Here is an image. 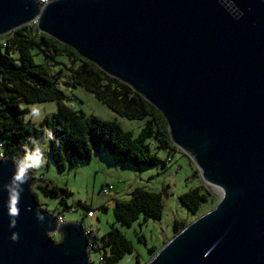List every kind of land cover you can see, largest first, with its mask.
<instances>
[{
    "label": "water",
    "instance_id": "water-1",
    "mask_svg": "<svg viewBox=\"0 0 264 264\" xmlns=\"http://www.w3.org/2000/svg\"><path fill=\"white\" fill-rule=\"evenodd\" d=\"M31 22L159 111L221 192L144 264H264V0H0V37ZM14 167L0 160V185ZM34 183L15 227L0 188V264H91L80 225L39 210Z\"/></svg>",
    "mask_w": 264,
    "mask_h": 264
},
{
    "label": "trees",
    "instance_id": "trees-1",
    "mask_svg": "<svg viewBox=\"0 0 264 264\" xmlns=\"http://www.w3.org/2000/svg\"><path fill=\"white\" fill-rule=\"evenodd\" d=\"M33 50L46 62L36 63ZM56 58H63L64 62H58ZM56 64L62 65L67 84L83 88L115 115L127 120L144 119L138 134L132 137L114 121L100 120L68 109L62 103L61 92L56 89L63 71H51ZM42 102H55L56 114L44 117L38 124L25 120L26 111L20 105ZM165 125L161 113L137 93L104 74L71 48L38 32L35 25L21 26L0 37V144L3 145L4 159L12 164L23 157L24 146L30 138L39 141L44 136L47 156L58 173L72 168L75 162L87 163L92 147H99L110 157L132 166H154L159 160L151 153L148 139L155 141L156 149L168 153L175 150L168 140ZM49 131L54 139H48ZM28 147L32 146L28 144ZM39 182L35 187L43 196L58 197V204L68 208L64 199L69 193L65 189L49 182ZM33 197L37 204L34 194ZM208 197L202 187H197L179 195L178 200L190 214L198 217L201 208L209 203ZM101 210L105 208L101 207ZM161 210L159 193L136 189L127 201L114 202L112 215L115 222L128 227L139 215L144 220H159ZM188 223L174 221L172 235ZM85 235L88 253H96L101 264H115L124 254L131 252L130 242L113 226L99 237L94 233ZM155 251L148 249V258Z\"/></svg>",
    "mask_w": 264,
    "mask_h": 264
},
{
    "label": "rangeland",
    "instance_id": "rangeland-1",
    "mask_svg": "<svg viewBox=\"0 0 264 264\" xmlns=\"http://www.w3.org/2000/svg\"><path fill=\"white\" fill-rule=\"evenodd\" d=\"M36 63H45L42 55L32 51ZM64 62L63 58H56ZM52 72L63 71L61 64L53 65ZM63 71L56 89L61 92L62 103L72 111H80L85 116H93L104 121H114L121 130L129 132L135 137L144 123L143 120H127L108 110L96 101L93 96L78 86L68 83ZM26 112L24 119L38 124L44 117L56 114L55 102H42L20 105ZM35 108L38 117L32 115ZM46 163L29 175L33 182H49L58 188L65 189L69 195L65 197L67 209L58 204V197L43 196L34 186L38 208L49 217L60 216L63 223L79 224L85 233H94L98 237L103 235L109 226L115 227L123 237L130 242L131 252L124 254L115 264H144L148 260L147 250H158L172 237V223L191 222L197 216L190 214L179 202L178 196L186 191L202 187L208 193L209 203L201 208L199 216L206 210H211L219 195L215 190L206 186L191 159L178 148L171 153L155 148V141L147 140L151 153L155 154L159 162L150 167L132 166L107 155L101 148L92 147L90 159L82 164L75 162L70 169L58 173L47 156L46 138L39 139ZM136 189L159 193L161 198V216L159 220L137 217L128 227L114 221L112 209L115 201H127L130 193ZM102 190L106 194L101 196ZM83 205L86 209H82ZM101 207L105 210L102 211ZM53 241H58L57 234H48ZM91 264H101L98 255L88 253Z\"/></svg>",
    "mask_w": 264,
    "mask_h": 264
},
{
    "label": "clouds",
    "instance_id": "clouds-1",
    "mask_svg": "<svg viewBox=\"0 0 264 264\" xmlns=\"http://www.w3.org/2000/svg\"><path fill=\"white\" fill-rule=\"evenodd\" d=\"M43 3L47 4L49 3V0H43ZM32 115L34 117H38L40 114L35 108H33ZM47 137L48 139H54L51 131L47 133ZM28 144H30L32 147H28ZM2 149L3 145L0 144V160L4 159ZM45 163L46 158L41 143L34 138H30L27 144L24 146L23 157L17 159L16 161L12 176L9 178L7 183L0 185V188L6 191L9 196V200L6 203V207L8 208V215L10 218L9 227L16 226L17 218L19 217L20 212L18 207L20 194L24 191V188L22 186L26 184L30 179L28 174L29 171L33 169H39ZM34 186L35 183L33 184V187ZM36 218L40 221L44 220L43 215H41L39 212L36 213ZM10 239L13 242H17L19 239L18 233L13 232L10 236Z\"/></svg>",
    "mask_w": 264,
    "mask_h": 264
},
{
    "label": "built area",
    "instance_id": "built-area-1",
    "mask_svg": "<svg viewBox=\"0 0 264 264\" xmlns=\"http://www.w3.org/2000/svg\"><path fill=\"white\" fill-rule=\"evenodd\" d=\"M36 2H37V4L40 6V7H42V6H44L45 4L43 3V0H35ZM50 1V0H49ZM30 24H32V25H35V23L34 22H31ZM31 171V170H30ZM29 171V173L31 174L32 172H30ZM28 173V174H29ZM29 174V175H30ZM36 184V183H35ZM106 194V190H102V192H101V196H104ZM57 217V218H56ZM55 218H56V224L57 225H61V224H63V221H62V219H61V217L60 216H56ZM99 260V259H98Z\"/></svg>",
    "mask_w": 264,
    "mask_h": 264
},
{
    "label": "bare ground",
    "instance_id": "bare-ground-1",
    "mask_svg": "<svg viewBox=\"0 0 264 264\" xmlns=\"http://www.w3.org/2000/svg\"><path fill=\"white\" fill-rule=\"evenodd\" d=\"M212 189L215 190L218 194H221V192L218 188L213 187Z\"/></svg>",
    "mask_w": 264,
    "mask_h": 264
}]
</instances>
